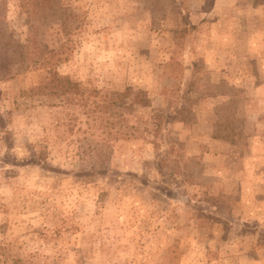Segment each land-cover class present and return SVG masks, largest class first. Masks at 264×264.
<instances>
[{
    "label": "rangeland",
    "instance_id": "1",
    "mask_svg": "<svg viewBox=\"0 0 264 264\" xmlns=\"http://www.w3.org/2000/svg\"><path fill=\"white\" fill-rule=\"evenodd\" d=\"M61 2L0 75V242L26 264H264V0ZM0 27L27 42L18 0ZM54 70L129 91L125 126L29 92Z\"/></svg>",
    "mask_w": 264,
    "mask_h": 264
},
{
    "label": "trees",
    "instance_id": "2",
    "mask_svg": "<svg viewBox=\"0 0 264 264\" xmlns=\"http://www.w3.org/2000/svg\"><path fill=\"white\" fill-rule=\"evenodd\" d=\"M23 11L27 14L28 26L30 28V36L27 42H21L14 39L12 33L0 27V75L3 78L10 76L9 71L12 64L20 61L31 60L36 51L35 50V36L41 23L42 14L48 15L46 8L53 6L54 16L65 15L66 7L61 0H18ZM29 92L35 94H46L50 96L65 97L70 100L79 99L82 106L85 107L91 114L96 115L99 112L104 113L108 125L125 123L124 115L118 116L117 112L121 106H124V96L129 91H116L103 94L101 90H93V99L88 100L83 95L80 87V82L72 79L68 75H62L57 70L44 78L38 85L29 89ZM99 95V96H98ZM136 101V100H135ZM139 101V100H138ZM111 117H116V121ZM125 126V124L123 125ZM121 129V127H120ZM123 129V128H122ZM118 137H130L132 134L121 133L122 130H116ZM0 264H26L20 257L13 254L7 245L0 242Z\"/></svg>",
    "mask_w": 264,
    "mask_h": 264
}]
</instances>
